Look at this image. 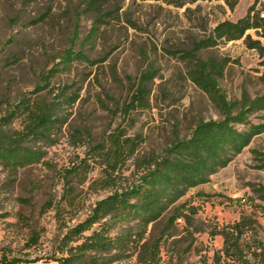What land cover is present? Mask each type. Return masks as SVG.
<instances>
[{
  "label": "rangeland",
  "instance_id": "1",
  "mask_svg": "<svg viewBox=\"0 0 264 264\" xmlns=\"http://www.w3.org/2000/svg\"><path fill=\"white\" fill-rule=\"evenodd\" d=\"M100 1L103 15L98 23L86 0H0V116L7 105L37 87L45 89L36 96L47 100L64 86L76 94L75 102L61 111L63 122L54 130L53 145L41 147L40 163L16 172L0 167V254L10 258L46 263L67 229L108 194L96 189L93 182L101 178L100 170L89 163L79 177H70L75 208L62 199L61 176L85 158L90 141L95 144L121 127L127 136L141 137L140 154H160L174 132L185 137L195 120L219 118L209 98L189 80L187 53L204 61H227L217 82L229 101L239 100L242 94L264 95V53L248 49L243 40L195 50L212 36L218 23L242 18L254 0H240L233 12L222 1L183 7L162 0ZM246 35L264 48V38L254 30ZM69 50L89 62L73 59L64 64ZM148 66L156 72L149 108L123 117L118 109ZM249 120L264 125V111ZM12 126L19 130L20 121ZM75 132L81 136L74 137ZM132 169L128 163L125 178ZM259 186L264 187V131L208 183L182 199L197 206V213L189 223H175L162 244L159 264H213V255L223 246L216 233L241 214H252L257 222L256 234H246L241 241L244 249L251 250L248 264H263L264 201L254 192ZM163 223L149 226L153 237L162 232ZM33 234L38 237L36 245H31ZM133 263L130 259L119 264Z\"/></svg>",
  "mask_w": 264,
  "mask_h": 264
},
{
  "label": "trees",
  "instance_id": "2",
  "mask_svg": "<svg viewBox=\"0 0 264 264\" xmlns=\"http://www.w3.org/2000/svg\"><path fill=\"white\" fill-rule=\"evenodd\" d=\"M87 8L94 13L95 22L102 21V2L86 0ZM166 4L183 7L198 1H222L230 12L240 0H162ZM261 1V2H260ZM257 4L261 8L256 9ZM264 0H254L245 15L235 22L218 23L212 36L200 41L195 50L210 49L220 41L224 43L243 40L246 47L262 55L264 48L246 33L254 30L264 38ZM94 31L91 32L93 35ZM190 62L189 80L211 101L219 113L216 120L197 119L189 133L180 137L174 132L173 139L160 154H140L142 139L129 137L121 127H116L95 144L90 141L85 158L80 164L62 174V199L70 208L76 206V196L70 177H79L89 163L100 170L101 178L94 181L96 189L108 194L94 202L86 217L67 229L45 262L56 264H119L133 259V264H159L162 244L172 235L175 223H189L198 207L181 202L193 189L209 182L212 175L226 168L251 142L264 131V125L251 124L249 117L264 111V95L250 98L242 94L239 100L229 101L218 86L227 61L201 60L187 53ZM73 59L89 62L79 52L67 51L62 62ZM94 64V62H91ZM156 76L148 66L136 79L128 100L118 109L123 117L149 108L150 85ZM37 87L29 94H22L16 103L7 105L0 116V167L11 172L31 164L40 163L41 147L53 145L54 130L62 126V109L75 102V92L68 86L58 89L50 100L36 96L44 90ZM35 95V96H31ZM20 121V129L13 123ZM243 126L238 130L237 126ZM86 133V132H85ZM74 137H80L75 132ZM87 136V135H86ZM88 137V136H87ZM39 148L34 150L32 146ZM131 163L133 169L128 178L123 173ZM125 181V182H123ZM264 201V187L254 190ZM198 197L204 195L197 193ZM50 204V202H49ZM163 220V230L153 237L149 226ZM257 222L252 214H241L233 224L217 235L223 239L221 250L213 255V264H248L250 248H243L241 241L246 234L254 236ZM31 245L38 243L33 234ZM258 248L261 244L255 241ZM246 250V252H244ZM0 254V264L37 263ZM264 264V261H263Z\"/></svg>",
  "mask_w": 264,
  "mask_h": 264
},
{
  "label": "crops",
  "instance_id": "3",
  "mask_svg": "<svg viewBox=\"0 0 264 264\" xmlns=\"http://www.w3.org/2000/svg\"><path fill=\"white\" fill-rule=\"evenodd\" d=\"M21 264H24V263H21ZM27 264H56V263H54V262H48V263H39V262H37V263H27Z\"/></svg>",
  "mask_w": 264,
  "mask_h": 264
},
{
  "label": "built area",
  "instance_id": "4",
  "mask_svg": "<svg viewBox=\"0 0 264 264\" xmlns=\"http://www.w3.org/2000/svg\"><path fill=\"white\" fill-rule=\"evenodd\" d=\"M260 18L264 19V12L260 13ZM178 222H180V220H178Z\"/></svg>",
  "mask_w": 264,
  "mask_h": 264
}]
</instances>
